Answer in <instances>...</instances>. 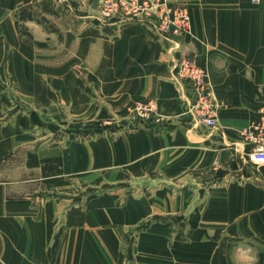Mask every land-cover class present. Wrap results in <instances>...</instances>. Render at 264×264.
Segmentation results:
<instances>
[{
	"label": "crops",
	"instance_id": "obj_1",
	"mask_svg": "<svg viewBox=\"0 0 264 264\" xmlns=\"http://www.w3.org/2000/svg\"><path fill=\"white\" fill-rule=\"evenodd\" d=\"M187 1L176 42L127 19L20 21L27 38L23 5L0 0V264H264V166L244 134L264 106V0ZM30 4L60 18L56 0ZM183 45L223 105L214 127L186 110ZM149 101L165 122L138 127L128 110ZM110 120L125 131L89 137Z\"/></svg>",
	"mask_w": 264,
	"mask_h": 264
},
{
	"label": "rangeland",
	"instance_id": "obj_2",
	"mask_svg": "<svg viewBox=\"0 0 264 264\" xmlns=\"http://www.w3.org/2000/svg\"><path fill=\"white\" fill-rule=\"evenodd\" d=\"M56 1L61 12L60 18L57 19L56 17L51 18L50 16H44L40 12L32 13L36 19L42 20L43 18L47 22V25L45 24L44 26L48 32H52L53 29V31H56L59 34L61 28L64 29L67 27L66 24L77 28V26H98V24H109L118 20L127 19L145 24L152 33L160 38L175 40L176 42L183 40L185 37H189L192 34L191 18L187 0H96L94 6L91 7L85 6L86 3L83 4L84 0ZM81 1L83 3H81ZM56 22L60 29L57 27ZM182 51V57L173 62L174 78L183 84L189 85L194 90V101L186 107L188 114L192 118L193 125L206 126L196 120L194 113L189 108L196 100L197 93L194 86L189 82H183V80L177 76L178 67H185V63H189L190 65L192 63L193 67H202L194 62V51L192 46L183 45ZM202 69L205 70L204 68ZM216 101L219 113L223 105L218 102L217 98ZM138 104L147 106L153 105L155 111L151 114L146 113L145 115H141L134 110ZM128 111L136 115L139 120L138 127L160 126L165 122V117L163 118V116L157 112L156 104L153 101L136 103L133 107H130ZM120 122L121 121L118 120H110L101 126H95L94 131L90 133L89 137H96L106 132L109 133V131L111 134L113 132L118 133V131L122 132V130L125 131V128L120 125ZM109 128L112 129L107 131ZM126 128L128 129L130 127L127 126ZM253 164L262 166L255 163Z\"/></svg>",
	"mask_w": 264,
	"mask_h": 264
},
{
	"label": "built area",
	"instance_id": "obj_3",
	"mask_svg": "<svg viewBox=\"0 0 264 264\" xmlns=\"http://www.w3.org/2000/svg\"><path fill=\"white\" fill-rule=\"evenodd\" d=\"M257 2L258 0H253ZM189 63H185V67H178V77L183 82L191 83L196 90V100L189 107L194 113L198 122L206 126L214 127L216 125V117L218 115L217 101L212 93L210 84L207 81V72L200 67H193ZM134 110L145 115L146 113H154L153 105L138 104ZM255 134L254 136H251ZM245 135L251 136L254 148L248 159L250 162L264 166V106L260 110L259 119L254 123L249 132H244Z\"/></svg>",
	"mask_w": 264,
	"mask_h": 264
},
{
	"label": "trees",
	"instance_id": "obj_4",
	"mask_svg": "<svg viewBox=\"0 0 264 264\" xmlns=\"http://www.w3.org/2000/svg\"><path fill=\"white\" fill-rule=\"evenodd\" d=\"M19 2L23 5L18 13H16V29L20 35L26 36L27 38H30V34L26 31V29H23L21 25L19 24L20 21H27V20H33L35 22H38L39 24H46L47 22L42 18L36 19L31 12V4L30 0H19ZM47 25V24H46ZM53 31V29H52ZM68 224L71 225H77L80 226L82 224V214L77 209H71L68 211Z\"/></svg>",
	"mask_w": 264,
	"mask_h": 264
}]
</instances>
